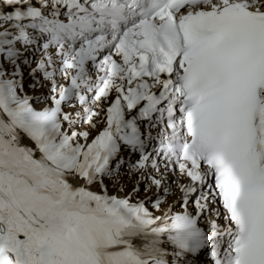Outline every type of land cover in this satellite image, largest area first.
I'll return each instance as SVG.
<instances>
[{"label": "snow or ice", "instance_id": "6c2138e0", "mask_svg": "<svg viewBox=\"0 0 264 264\" xmlns=\"http://www.w3.org/2000/svg\"><path fill=\"white\" fill-rule=\"evenodd\" d=\"M0 264H264V0H0Z\"/></svg>", "mask_w": 264, "mask_h": 264}]
</instances>
